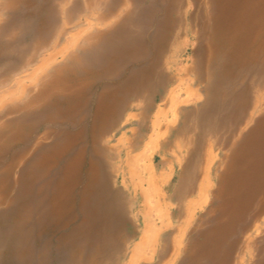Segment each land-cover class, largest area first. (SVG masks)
I'll return each mask as SVG.
<instances>
[{
  "label": "rangeland",
  "instance_id": "obj_1",
  "mask_svg": "<svg viewBox=\"0 0 264 264\" xmlns=\"http://www.w3.org/2000/svg\"><path fill=\"white\" fill-rule=\"evenodd\" d=\"M6 1L0 0V7ZM69 1L71 5L66 7V11L67 9L71 10L74 2L73 0ZM77 1L80 2V5L76 2L79 8L74 14L75 19H69V22H73L66 26V30L64 29L65 32L56 47L46 46L29 65H25V62L29 56L31 45L40 38L44 39L41 36L43 29L49 27V19L52 22L54 20L50 16V12L56 11L54 3L64 4L66 0H21L16 8H0V264H72L74 256L78 254L77 257H82V260L87 262L95 249L94 247L103 245L100 235L104 234H108L111 239L110 243L114 248L110 247L107 250L108 254L99 258L97 264H128L132 258L133 249L141 241L144 229L145 211L142 190L147 185H144L143 188H137L136 183H141L143 178L147 179V174L137 175L140 170L135 165V161L132 160L144 151L146 154L145 162L150 164L156 173L165 179V183L159 185L156 190L167 197L166 200L169 203L166 204L169 206V212H171L170 222L165 226V229L160 228L161 224L157 221V227L162 231L159 235L161 245L167 240L171 242L178 239L181 241L183 249H188L191 237L197 234L199 241H203V232L209 231L211 226L207 219L213 215L211 213H213L212 210L216 203H222L223 200V198H218L219 176L223 172L222 168L225 164L223 162L230 155L231 146L235 143L241 144L244 139L246 140V135L256 127L260 120L264 119V107H262L261 110L254 112L251 122L245 120L240 124L242 130L238 134L235 132L234 135H228L225 132V128L229 126L228 124H231L229 122L222 125L217 118L213 121L205 120V122L199 120L198 115L203 111V104L207 98V70L212 69L209 70L207 64H205L204 74L200 78L191 70L196 66V60L198 59L196 51L204 46L188 30L182 38L183 42L181 41L178 45L179 47L177 46L175 49L173 47L169 54L166 53L168 58L164 56L155 64V71L152 74L155 82H157L156 78H160L162 74L167 81L159 85L150 98L146 97V92L144 93L143 90L138 94L139 96L130 97L127 101L128 106L123 110L119 119L120 122L118 121L117 125L111 129L104 139L95 137L93 132L94 114L100 95L105 89L115 91L116 88L123 87L125 81L134 71L142 69L143 66L145 67L153 60H157L159 50L156 51L155 46H149V52L143 59L137 62L127 61L119 74L111 75L104 70L100 76L97 75L96 82L89 90L87 101L82 103V108H78L76 114L66 119H60L61 121L54 123L44 121V116L50 109L47 110L48 107L34 113L27 110L10 112L11 109L20 107L28 100L29 90L37 86V83L35 84L32 81V77L37 74L36 71L44 60L69 45L74 35L83 32L88 27L86 19L89 13L83 9L85 2L84 0ZM113 1L119 2L122 0ZM98 11L95 13H101ZM60 15V12L59 15L57 12L58 23L54 20L51 24V27H49L51 32L46 37V41L52 42L53 38H56L57 34L61 32L63 20L67 15H64V18ZM66 20H68L67 17ZM60 23L61 25H59ZM19 25L21 26L18 27ZM186 36L188 37L186 38ZM73 51L72 49L71 52ZM76 52L81 53L78 49ZM66 58L68 59V57ZM66 58L60 56L56 60L57 63L54 62L47 69L48 73H52L53 67L64 65L68 61ZM98 67L95 63L91 66L95 71H98ZM256 77V74H249L241 81L238 80V85L235 88L239 95L243 94V90H247L249 92L247 96L249 102H252L254 98L252 86L257 83V81L255 82ZM23 86L31 87L26 93H22ZM59 103L62 108L68 106L65 96L61 97ZM146 104H150L149 112H147L146 119H141ZM159 112H161L160 116H158ZM214 112L216 117L220 116L218 110ZM214 112L211 111V115H214ZM31 118L34 122L38 120L39 123L33 137L30 138V141L26 138L15 141V134L19 131L22 130L26 134ZM69 119L72 121H69ZM155 121L160 125V128L153 127ZM211 126H214L213 130L215 132L213 133L209 129ZM15 129L18 131L15 132ZM50 129L55 131L54 133L57 132L58 135L80 136L71 151L58 163V166L47 172L44 177L37 176L34 178V188L30 193L27 189L28 180L32 176L29 171L30 165L35 161L42 148L48 147L57 140L54 136L49 139L45 138V132L50 131ZM152 136L157 138V143L155 142L156 144L154 143L151 149L146 150ZM123 139H128L129 142L125 140L122 143L121 140ZM185 139L189 140L190 148L193 147L194 143H198L197 145L201 151L190 160L192 164L199 166L197 170L192 169L189 171L198 174V177H194L195 192L184 199L183 203H179L173 194L179 186L184 170H187L189 161V147L186 149V145L183 144ZM5 142L7 145H5ZM190 143H193V145ZM38 144L40 147L34 151ZM179 144H181L183 150L179 149ZM42 145L45 146L42 147ZM259 147L256 146L252 150L261 152ZM25 149L30 155L22 161V164L19 160ZM39 149L41 150L38 152ZM207 149L212 151L211 157L205 154ZM80 151H83L82 168L76 184L72 186L71 193L65 194V196H69L68 201L70 202L64 203L62 207L64 215L58 218L45 215L48 200L50 201L52 191L55 190V186L61 178L64 165L68 160L77 157ZM207 165H209L207 171L212 187L206 193L205 200L200 205L201 207L194 209V222L191 227L187 231L183 230L182 233L180 228H187L183 220L186 216L185 208L189 203L185 202L198 199L196 192L204 173L203 170ZM91 168H95L100 180L97 187L101 191L105 190L104 193L100 191L96 195L100 196L103 193L107 202L121 204L122 210L118 215L108 214L103 218V224L92 223L90 231L87 227L85 234H81L79 238L77 236V238H74V232L77 228L82 226L84 229L86 227L88 209L91 210L92 205L96 204L85 203V209L81 206L83 205V194ZM43 185H46L44 187L46 192L44 188L41 190L42 192L40 191ZM230 200L234 199L230 197ZM263 200L264 195H257L253 203H264ZM94 225H96L95 228ZM258 225H260V228L256 229ZM101 228H103L102 231L97 232ZM238 236L239 234L235 235V238ZM240 236L243 242L234 252L233 258L234 255H238L243 259L244 264H264V213L254 221L252 229L248 233ZM250 236L252 240L248 246L247 239ZM117 237L121 240L119 238L117 240ZM78 251H81V255ZM224 253L223 249L212 250L209 257L206 258L208 261L203 260L205 261L204 264H218L221 257L226 256ZM169 255L171 253H168ZM106 256L109 257L106 258ZM183 256H185L184 250L181 257L172 264H181L180 261ZM157 260L158 257L150 261H140L137 264H156ZM233 261L234 264H239L236 257Z\"/></svg>",
  "mask_w": 264,
  "mask_h": 264
},
{
  "label": "bare ground",
  "instance_id": "obj_2",
  "mask_svg": "<svg viewBox=\"0 0 264 264\" xmlns=\"http://www.w3.org/2000/svg\"><path fill=\"white\" fill-rule=\"evenodd\" d=\"M73 1L71 10L67 9V11L66 7L71 5L69 0H66L64 4L54 3L58 15L59 12L62 18H64V15H67L68 20H66V17L64 18L61 32L59 34L55 33L57 36L53 38V43L46 41V37L51 32V28L49 27H51L54 20L58 23V18H56L57 12H50V16L54 20L52 22L49 19V27L43 29L41 36L44 39L40 38V40L31 45L25 65H29L46 46L51 45L56 47L66 30V26H69L68 24L73 22H69V19H75L74 14L77 12L80 2L77 0ZM20 2L21 0H7L0 8L13 9ZM76 2H78V5ZM84 2L83 9L89 13L86 19L88 27L83 32L74 35L69 45L60 49L57 53L51 54L44 60L43 64L36 71L37 74L32 77V81L35 84L37 83V86L34 89H30L31 86L22 87V93H26L30 89L28 100L20 105V107L11 109L10 112L27 110L30 113H34L48 107L46 109H50L45 114L44 121L54 123L60 119H66L76 114L82 103L87 101L89 90L94 85V82H96L97 75L100 76L104 70L111 75L119 74L127 64V61L137 62L143 59L149 52V46H155L156 51L159 50L157 52V60H153L152 64L149 63L145 67L143 66L142 69L134 71L125 81L123 87H118L115 91L105 89L100 95L94 114L93 132L95 137L104 139L111 129L117 125L123 110L128 106L127 101L130 97L139 96L138 94L143 90L144 93L146 92V97L150 98L154 95L159 85L167 81L166 77L162 74L160 78H156L157 82H155L152 75L155 71V64L164 56L168 58L166 53L169 54L173 47L175 49L181 43L186 30L191 32L198 42L204 46L202 49L196 51L198 59L196 60V66L191 70L200 78L204 74L203 68L205 64H207L209 70L212 69L210 71L207 70V98L203 104V111L200 114L198 113L199 120L205 122V120L213 121L217 118L222 125L229 122L231 124H228L229 126L225 128V132L228 135H234L235 132L238 134L242 130L240 124L245 120L251 122L254 112L264 107V0H122L119 2H114L113 0H84ZM68 3L69 5H67ZM135 4L137 5L136 8ZM97 10L101 13L96 14ZM72 49L74 50L73 52H71ZM77 49L81 53L76 52ZM60 56L64 58L68 57V59L66 58L68 61L62 66L57 65L53 67L52 73H48L47 69L54 62L57 63L56 60ZM86 60L87 62H85ZM94 63L99 66L98 71L91 68ZM249 74L257 75L255 78V82L257 81L256 85L252 86L251 84L254 92L252 102L248 101L247 96L249 92L247 90H243V94L240 95L235 91L238 80L241 81ZM63 96L66 97L68 103L66 108L60 107L59 100ZM149 102L151 103V101ZM149 108L150 104H146V108L141 114V119L147 118ZM217 110L220 116L216 117L214 111ZM211 111L214 112V115H211ZM160 114L161 112L158 113V116ZM69 121L72 120L69 119ZM38 126V120L34 122L31 118L26 134L22 130L19 131L15 134V141L23 138L30 141ZM153 127L160 128V125L155 121L153 122ZM213 127H209L212 133L215 132ZM18 130L15 129V132ZM54 132L51 129L45 132L44 136L46 139L54 136L57 140L48 147L42 145L44 148L38 150V152L41 150L39 155L29 167L32 176L29 180L27 179V189L30 193L34 188V178L37 176L44 177L47 172L58 166V163L71 151L80 136L58 135L57 132ZM246 136V140L244 139L241 144L235 143L231 146V153L226 157L227 160L223 162L225 164L222 168L223 172L219 176L220 188L218 191V198H223V200L222 203H216V206L212 210L213 213H211L213 215L207 219V222L211 223L209 231L203 232V241H199L198 234L192 236L188 249H183L182 243L178 239L171 242L167 240L161 245L159 235L162 231L158 229L157 221L161 224L160 228L165 229V226L170 222L171 212H169V206L166 204L169 203L166 200L167 197L158 193L156 189L159 185L165 183V179L161 175L159 176L150 164L145 162V151L132 159L140 170L137 175H141L142 173L143 175L147 174V179L143 178L141 183H136V187L143 188L144 185H147V187L142 190L145 211L143 235L141 241L138 242L139 244L133 249L134 252L131 253L133 254L132 258L130 261L128 260V264L150 261L157 257L156 264H172L181 257L183 250L185 256L181 259V264H204L205 261H208L206 258L209 257V253L212 250L221 249L225 251L224 254L226 256L221 257L218 264H234L233 260L235 257L237 258V263H245L238 255H234L233 258V254L243 242L240 235L248 233L252 229L254 221L264 213V203H253L257 195H264V119L260 120L256 127ZM125 140L128 141V139ZM125 140L123 139L121 142L123 143ZM156 141L157 138L152 136L146 150L151 149ZM39 144L36 145L34 151L40 147ZM183 144L188 149L189 140H183ZM197 144L194 143L193 145L192 143L193 147L191 146L188 149L189 161L187 163V170H184L179 186L173 194L179 203H183L184 199L195 192L194 177H198V174L197 172L189 171L192 169L197 170L199 167L190 162L193 156L201 151ZM5 145H7L6 142ZM249 146L251 147L250 149ZM256 146H260L259 149L262 153L252 150ZM178 147L180 150H183L181 144ZM211 152L207 149L205 154L211 157ZM29 155L27 149H25L20 156L19 162L25 160ZM82 155L83 151L78 152L77 157L68 160L66 165H64L61 178L57 186H55V190L52 191L50 201L48 200L49 203L47 204L45 215L54 218L64 215L62 207L64 203L70 202L68 201L69 196L67 197L65 194H70L72 186L77 182L80 169L82 168ZM209 165L203 170L204 173L196 192L198 199L187 200L185 202L189 203L185 208L186 216L183 220L187 228H180L182 233L184 232L183 230L187 231L191 227L194 222V209L201 207L200 205L203 204L206 193L212 187L207 171ZM99 181L95 168H91L83 194V205L81 206L85 209V203L96 204L92 205L91 210L88 209L86 227L84 229L82 226L77 228L74 232V238H79L81 234H85L87 227L90 231L92 223L103 224V218L108 214L118 215L122 210L121 204L107 202L106 197L103 195L105 190L101 191L97 187ZM45 186L43 185L40 191ZM1 187L3 188V186ZM100 191L103 192L100 195L101 197L96 195ZM227 196L229 197L228 200ZM156 197L157 199H155ZM230 197L234 200L231 201ZM228 201L229 203H227ZM259 228L260 225L256 226V229ZM102 229L97 232L102 231ZM238 234L239 236L235 238V235ZM100 236L103 245L94 247L95 249L87 259V262H84L82 257H77L78 254L74 256L72 264H97L99 258L108 254L107 250L110 247L114 248L110 243L111 239L108 234ZM119 237L116 239L118 240ZM251 240L250 236L247 239L248 246ZM79 253L81 255V251ZM168 253H171V255L168 256Z\"/></svg>",
  "mask_w": 264,
  "mask_h": 264
}]
</instances>
